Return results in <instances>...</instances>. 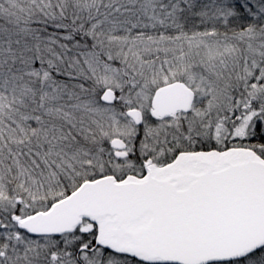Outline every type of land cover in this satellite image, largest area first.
<instances>
[{
  "label": "snow or ice",
  "instance_id": "6c2138e0",
  "mask_svg": "<svg viewBox=\"0 0 264 264\" xmlns=\"http://www.w3.org/2000/svg\"><path fill=\"white\" fill-rule=\"evenodd\" d=\"M0 264H264V0H0Z\"/></svg>",
  "mask_w": 264,
  "mask_h": 264
}]
</instances>
